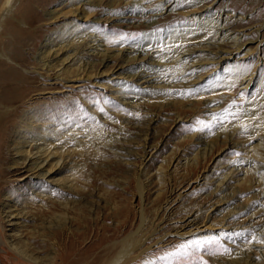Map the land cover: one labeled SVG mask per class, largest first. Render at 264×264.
Instances as JSON below:
<instances>
[{"label": "rangeland", "instance_id": "374dc122", "mask_svg": "<svg viewBox=\"0 0 264 264\" xmlns=\"http://www.w3.org/2000/svg\"><path fill=\"white\" fill-rule=\"evenodd\" d=\"M15 6L0 35V264H23L7 249L19 240L49 263L91 239L111 257L126 238L148 243L134 264H264V1ZM92 32L94 71L76 76L64 52L39 69L46 43ZM220 40L230 59L212 61ZM29 150L49 153L45 178L10 173Z\"/></svg>", "mask_w": 264, "mask_h": 264}, {"label": "bare ground", "instance_id": "6f19581e", "mask_svg": "<svg viewBox=\"0 0 264 264\" xmlns=\"http://www.w3.org/2000/svg\"><path fill=\"white\" fill-rule=\"evenodd\" d=\"M15 7H16L15 6V0H7L5 2V4L1 7V11L3 10V13H1V17H0V35L2 34V32L5 29L6 23L14 22V18L12 16H13ZM220 20L223 21L224 19L221 17V19H218V21H220ZM18 24H20V23H18ZM16 26H18V25H16ZM224 26L225 25H223V24L216 25L215 27H213V30L215 32L226 30L224 28ZM71 37L73 39H71ZM71 37L68 36V38H67L65 36L64 38H65L66 42L64 43V45L57 47V48H54V49H52V46L50 43L49 44L46 43V45H44V47H43L44 51H41L39 54V57H38L39 69H41L42 72L44 70L46 72V74L49 73L50 70L56 65V62L54 63L55 56H57L63 52L66 53V54L63 53L65 55L63 58V61L65 63L62 60H60L61 65H65V64H69V63L71 64V62H72V64L70 66H73L75 62L79 61L78 62L79 64L77 65L78 74L76 76L82 77L85 74H88L91 71L95 70V68L97 67V56L98 55L105 56V53H104L105 50L102 49V45L100 44V42L97 38V35L92 32V33H83V34L79 33L78 35L73 34ZM231 39L233 40L234 37ZM231 39H229V40H231ZM64 41H62V42H64ZM221 43H222V40L218 41L217 43L216 42H213L211 44L207 43L208 45H210L211 52L209 53V55L213 57V58L211 57L212 61L220 62V61L230 59V57L225 56L224 52L222 51ZM235 45H236L235 50H238L237 48H240L239 47L240 45H238V44H235ZM207 47L208 46H205L204 48H207ZM232 48H235V46L233 45ZM133 52H135L133 55V57H135V58H137L138 55L143 56L145 54V52L143 50H139V49L134 50ZM230 54H232V53H230ZM107 58H109V57H107ZM181 59H182V57L178 58L177 60H181ZM231 59H234V56L231 57ZM4 61L8 62V63H12V61L5 54L0 53V62H4ZM100 62L103 63L104 59ZM173 63H174V61H173ZM71 74H72V72L69 71L65 74V76L68 75V77H62V79H59V80L60 81L64 80L65 82H67V79H69V75H71ZM40 75H43V73L42 74L40 73ZM251 79H252V73H247V74H243L241 76V78H239V82H241V86H245V88H246ZM65 82H64V84H66ZM44 151H46V150H40V152H35V153H31L30 150L27 151L25 157H23L22 159L19 160L20 163L19 162L13 163L14 168H11L10 173L13 175V177H15L17 179L25 177L27 174H31V176L37 175V177L45 178L46 175L48 174V171H45L43 169L48 165L49 162H48L47 158L50 155H49V153H46ZM32 159H34V162L31 161ZM63 220L64 219L60 216L59 218H57V223L58 222L61 223V222H63ZM51 229H53V228H51ZM46 231H48V230H46ZM55 234H57V233H55ZM49 238H51V237H49ZM96 242L97 241L91 239L87 243H85L84 246H82V248L78 249V247H75L73 251L72 250L70 251V254L66 253L63 255H57L55 258H52L49 261V263L46 262V260H44L43 258L34 257L35 254L37 255L39 253L38 251H41V250H39V248L40 249L45 248L43 243L36 245L37 243L36 244L35 243L29 244V243H25L24 241L19 240L16 244H14V246L13 245L11 246V249H9V247L7 249L13 253V254H11V253L10 254L15 259L14 261H20L23 264H46V263L47 264H134L132 261L133 259H131L132 253H134V251L137 248H139V247L141 248V247L146 246L147 240H143L141 242L137 241L135 244H133V242L130 243L127 238L123 239V240L116 243V244H118V249H117V253L115 255L111 254L110 255L111 257H107V258L101 257L98 259H97V252L94 254H90V251H92L93 247L97 246ZM44 243H45V241H44ZM68 243H69V241H68ZM1 244L4 245L5 247H7L2 239H0V245ZM78 246H80V243H78ZM63 247H64V245H63ZM65 252H66V250H65ZM60 253H61V251H60ZM57 254H58V252H57ZM10 264H12V263H10Z\"/></svg>", "mask_w": 264, "mask_h": 264}, {"label": "snow or ice", "instance_id": "6c2138e0", "mask_svg": "<svg viewBox=\"0 0 264 264\" xmlns=\"http://www.w3.org/2000/svg\"><path fill=\"white\" fill-rule=\"evenodd\" d=\"M217 119H219V117H217Z\"/></svg>", "mask_w": 264, "mask_h": 264}]
</instances>
